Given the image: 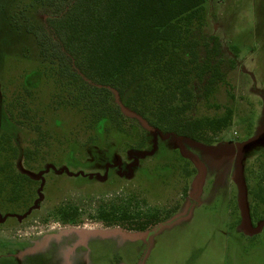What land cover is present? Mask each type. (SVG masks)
<instances>
[{
	"label": "rangeland",
	"instance_id": "rangeland-1",
	"mask_svg": "<svg viewBox=\"0 0 264 264\" xmlns=\"http://www.w3.org/2000/svg\"><path fill=\"white\" fill-rule=\"evenodd\" d=\"M47 12L0 0V264H264V0L203 7L196 34L218 38L225 80L209 98L194 82L191 114L233 112L212 145L152 128L117 93L120 126L58 106L27 31ZM113 208L161 223L127 231L101 218Z\"/></svg>",
	"mask_w": 264,
	"mask_h": 264
},
{
	"label": "trees",
	"instance_id": "trees-1",
	"mask_svg": "<svg viewBox=\"0 0 264 264\" xmlns=\"http://www.w3.org/2000/svg\"><path fill=\"white\" fill-rule=\"evenodd\" d=\"M209 1L33 0L48 11L44 25L29 24L27 31L40 49L55 103L120 126L122 114L113 102L117 93L152 128L212 145L232 126L233 112L227 109L216 118L191 114L197 99L194 82L203 85V96L209 98L225 80L221 61H216L221 55L218 38L206 41L196 34ZM15 110L12 103L11 121L30 120L29 109L18 117ZM69 211L72 216L78 212ZM118 212L113 208L100 216L106 222L111 215L132 221L113 223L131 232H147L161 223L157 217L135 221ZM69 216L62 213L64 220Z\"/></svg>",
	"mask_w": 264,
	"mask_h": 264
},
{
	"label": "crops",
	"instance_id": "crops-1",
	"mask_svg": "<svg viewBox=\"0 0 264 264\" xmlns=\"http://www.w3.org/2000/svg\"><path fill=\"white\" fill-rule=\"evenodd\" d=\"M100 237H103V236H100Z\"/></svg>",
	"mask_w": 264,
	"mask_h": 264
}]
</instances>
